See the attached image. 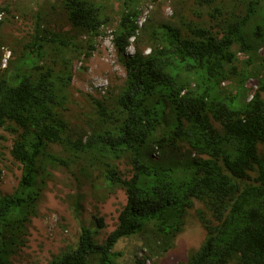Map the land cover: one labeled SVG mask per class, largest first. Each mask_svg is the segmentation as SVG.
I'll use <instances>...</instances> for the list:
<instances>
[{"label": "trees", "instance_id": "1", "mask_svg": "<svg viewBox=\"0 0 264 264\" xmlns=\"http://www.w3.org/2000/svg\"><path fill=\"white\" fill-rule=\"evenodd\" d=\"M170 1L172 21L153 15L142 26L141 0H120L117 12L109 0L60 2L76 34L93 39L111 27L126 75L117 93L88 96L82 128L71 122L65 58L75 36L36 13L31 40L0 72V129L21 171L14 192L0 194V264H10L39 214L47 168L78 181L96 175L126 197L103 242L84 227L75 248L49 264H117V242L147 229L165 253L196 203L205 237L177 264H264V0ZM154 145L168 154L182 145L187 159L154 162Z\"/></svg>", "mask_w": 264, "mask_h": 264}, {"label": "rangeland", "instance_id": "2", "mask_svg": "<svg viewBox=\"0 0 264 264\" xmlns=\"http://www.w3.org/2000/svg\"><path fill=\"white\" fill-rule=\"evenodd\" d=\"M62 0H0V72L6 69L9 61H14L22 47L31 40L36 13L41 12L44 23L55 32H68L74 35V43L66 52L65 58L71 62V82L69 88V107L73 126L83 127V116L91 111L88 96L102 98L108 92L117 93L125 80V71L111 42V27L103 35L90 39L85 34H76L66 21L65 14L59 8ZM114 12L118 11L120 0H109ZM170 0H141L139 5V26L153 15L156 19L172 21L174 9ZM92 46L93 50L88 51ZM149 50L143 51L147 55ZM89 53V56L86 54ZM135 53L131 45L128 55ZM264 55V47L258 49ZM242 58V55H239ZM46 60H43L45 63ZM52 66L50 62H48ZM56 68V67H55ZM256 78L247 81L246 87L251 95L256 85ZM226 86L227 83L222 84ZM0 194H11L16 189L20 176V166L9 154L12 136L0 129ZM154 162L164 161L168 155L175 161L187 159L188 152L180 145L179 152L168 154L159 149L158 158L152 153ZM126 177L129 167L119 165ZM46 186L38 205L39 214L32 218L25 242L14 250L10 264H49L53 256L75 248L82 228L96 233V240L101 243L117 225V217L126 203V197L119 188L107 187L102 178L94 175L89 179L76 180L70 172L57 168L49 169ZM203 209L196 203L188 212L182 231L174 238L173 246L165 253L155 247L152 232L145 230L135 236L122 238L113 248L117 264H177L186 260L192 249H197L204 240L205 231L198 221L195 210ZM97 219L103 220L99 227Z\"/></svg>", "mask_w": 264, "mask_h": 264}, {"label": "built area", "instance_id": "3", "mask_svg": "<svg viewBox=\"0 0 264 264\" xmlns=\"http://www.w3.org/2000/svg\"><path fill=\"white\" fill-rule=\"evenodd\" d=\"M2 13L0 12V21H1V19H2ZM255 88H256V85H255ZM152 156L156 159V158H158V156H159V149H158V147L157 146H155L154 147V151H153V153H152Z\"/></svg>", "mask_w": 264, "mask_h": 264}, {"label": "clouds", "instance_id": "4", "mask_svg": "<svg viewBox=\"0 0 264 264\" xmlns=\"http://www.w3.org/2000/svg\"><path fill=\"white\" fill-rule=\"evenodd\" d=\"M249 98H250V96H249ZM249 98H248V99H249Z\"/></svg>", "mask_w": 264, "mask_h": 264}]
</instances>
